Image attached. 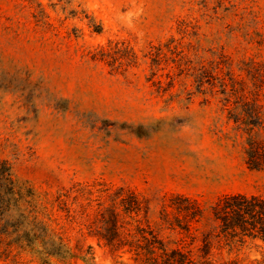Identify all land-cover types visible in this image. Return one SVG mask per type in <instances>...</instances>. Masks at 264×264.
<instances>
[{"label": "rangeland", "instance_id": "rangeland-1", "mask_svg": "<svg viewBox=\"0 0 264 264\" xmlns=\"http://www.w3.org/2000/svg\"><path fill=\"white\" fill-rule=\"evenodd\" d=\"M256 112L264 137V0H0V161L36 193L124 186L152 225L170 195L206 212L225 194L264 195L234 123ZM84 243L94 264H133ZM223 258L264 262V245ZM0 264L44 263L12 249Z\"/></svg>", "mask_w": 264, "mask_h": 264}, {"label": "trees", "instance_id": "trees-1", "mask_svg": "<svg viewBox=\"0 0 264 264\" xmlns=\"http://www.w3.org/2000/svg\"><path fill=\"white\" fill-rule=\"evenodd\" d=\"M179 57L176 68L182 74L190 61ZM165 78L174 83L170 71ZM219 87L228 106L235 90L228 93L223 83ZM234 123L245 135L248 168L264 171L259 112ZM207 212L194 199L170 195L163 198L152 225L148 202L127 187L77 184L49 197L19 182L11 166L0 161V257L19 249L44 264H70L72 259L94 264L84 243L88 236L111 251L128 254L133 264H264L223 258L225 251L230 255L246 241L264 245V195L225 194ZM70 232L76 238V253L69 246Z\"/></svg>", "mask_w": 264, "mask_h": 264}]
</instances>
